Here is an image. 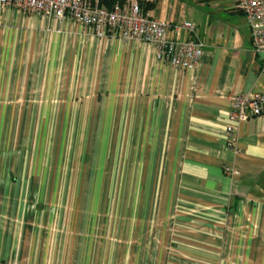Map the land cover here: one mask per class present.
I'll return each instance as SVG.
<instances>
[{
	"label": "crops",
	"instance_id": "obj_1",
	"mask_svg": "<svg viewBox=\"0 0 264 264\" xmlns=\"http://www.w3.org/2000/svg\"><path fill=\"white\" fill-rule=\"evenodd\" d=\"M140 2L164 21L197 24L205 48L195 69L159 62L155 46L141 40L99 38L70 19L0 6V102L45 103L34 113L39 118L100 119L94 129L110 135L106 148L132 151L133 187L144 175L150 180L155 169L150 158L167 148L157 243L150 250L142 235L134 254H126L128 262L264 264V109L238 125L241 152L227 146L225 135L233 97L264 94V52L254 51L251 29L235 9L236 0ZM169 35L189 37L183 29ZM33 111L19 116L32 117ZM27 176L17 179L31 181L26 210L15 212L24 219L23 228L14 222L8 231L5 188L15 187L17 180L8 186V174L0 173V264H54L53 251L50 257L45 248L39 253L33 206L46 194L53 199L55 192L48 185L42 189L43 177ZM137 195L134 188L124 195L132 202L120 211L127 215L128 229L135 228ZM115 208L111 213L117 215ZM54 212L48 213V225ZM137 213L144 219L149 214L144 207Z\"/></svg>",
	"mask_w": 264,
	"mask_h": 264
},
{
	"label": "rangeland",
	"instance_id": "obj_2",
	"mask_svg": "<svg viewBox=\"0 0 264 264\" xmlns=\"http://www.w3.org/2000/svg\"><path fill=\"white\" fill-rule=\"evenodd\" d=\"M42 105L46 104L0 102V173L8 174L11 181L8 186L27 175L29 179L32 175L43 177L42 189L48 185L47 189L55 192L53 199L46 194L33 206L37 212L39 253L45 248V255L50 257L53 251L54 264H134L126 260V254L129 251L134 254L142 235L150 244L147 245L150 250L157 243L167 148L155 151L150 158L151 162L155 161L150 180H144V175L133 187L129 181L132 151L106 148L110 135L95 132L100 119L39 118L34 113L40 111ZM28 109L34 110L32 117L19 116ZM147 161L149 163L145 159V165ZM30 182L17 180L15 187L5 188V196H9L4 199V221L8 231L14 222L23 228L24 219L16 218L15 212L19 215L26 210L29 199L25 192L30 190ZM131 188L138 191L133 202L134 229L127 228V215L120 214L122 207L132 205L131 198L127 201L124 197ZM7 190H11L9 194ZM14 190H22L23 196L11 195ZM143 191H147V195ZM112 207L119 208V214H112ZM143 207L145 213H149L145 214V219L144 214L137 213ZM51 208L55 212L48 225ZM21 229L16 231L21 232ZM19 238L17 235L16 239Z\"/></svg>",
	"mask_w": 264,
	"mask_h": 264
},
{
	"label": "built area",
	"instance_id": "obj_3",
	"mask_svg": "<svg viewBox=\"0 0 264 264\" xmlns=\"http://www.w3.org/2000/svg\"><path fill=\"white\" fill-rule=\"evenodd\" d=\"M0 6H13L25 13L70 19L89 27L99 38L119 37L122 40H141L156 48L159 62L175 68L193 70L197 67L205 48L198 34L197 24L184 20L172 24L148 13L140 0L117 1L108 7L103 0H0ZM235 9L242 12L251 29L252 44L256 53L264 52V0H236ZM185 30L189 37L177 39L171 30ZM264 109V94L241 93L232 99L225 128L227 146L236 153L238 125Z\"/></svg>",
	"mask_w": 264,
	"mask_h": 264
},
{
	"label": "trees",
	"instance_id": "obj_4",
	"mask_svg": "<svg viewBox=\"0 0 264 264\" xmlns=\"http://www.w3.org/2000/svg\"><path fill=\"white\" fill-rule=\"evenodd\" d=\"M117 1L124 2L125 0H103V3H104L106 6L110 7V6H112L114 3H116ZM142 6H143V4H142Z\"/></svg>",
	"mask_w": 264,
	"mask_h": 264
}]
</instances>
